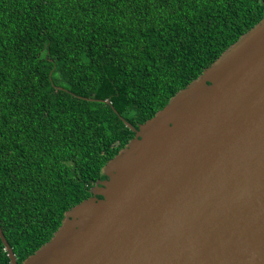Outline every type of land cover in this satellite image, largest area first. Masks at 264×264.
Instances as JSON below:
<instances>
[{"label":"trees","instance_id":"obj_1","mask_svg":"<svg viewBox=\"0 0 264 264\" xmlns=\"http://www.w3.org/2000/svg\"><path fill=\"white\" fill-rule=\"evenodd\" d=\"M263 16L264 0H0V228L17 264L105 179L134 137L121 118L137 129Z\"/></svg>","mask_w":264,"mask_h":264},{"label":"water","instance_id":"obj_2","mask_svg":"<svg viewBox=\"0 0 264 264\" xmlns=\"http://www.w3.org/2000/svg\"><path fill=\"white\" fill-rule=\"evenodd\" d=\"M121 120L134 137L105 179L21 264H264V16L137 129Z\"/></svg>","mask_w":264,"mask_h":264}]
</instances>
